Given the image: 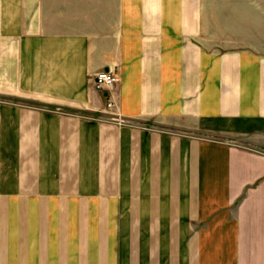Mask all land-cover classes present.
<instances>
[{
  "label": "crops",
  "instance_id": "1",
  "mask_svg": "<svg viewBox=\"0 0 264 264\" xmlns=\"http://www.w3.org/2000/svg\"><path fill=\"white\" fill-rule=\"evenodd\" d=\"M0 264H264L260 0H0Z\"/></svg>",
  "mask_w": 264,
  "mask_h": 264
},
{
  "label": "built area",
  "instance_id": "2",
  "mask_svg": "<svg viewBox=\"0 0 264 264\" xmlns=\"http://www.w3.org/2000/svg\"><path fill=\"white\" fill-rule=\"evenodd\" d=\"M120 79L113 71H103L95 76L96 88L102 92L109 93L118 83ZM115 106L113 101L108 103V108Z\"/></svg>",
  "mask_w": 264,
  "mask_h": 264
},
{
  "label": "rangeland",
  "instance_id": "3",
  "mask_svg": "<svg viewBox=\"0 0 264 264\" xmlns=\"http://www.w3.org/2000/svg\"><path fill=\"white\" fill-rule=\"evenodd\" d=\"M240 2L241 1H243V0H239ZM260 2H261V4H262V7H263V9H264V0H260ZM226 3V2H225ZM250 11H251V19L252 20H255V21H257L258 20V13H257V11L255 12L254 11V9H253V6H251L250 8ZM114 108V107H113Z\"/></svg>",
  "mask_w": 264,
  "mask_h": 264
}]
</instances>
